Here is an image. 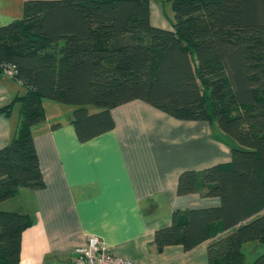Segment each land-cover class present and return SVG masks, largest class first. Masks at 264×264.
<instances>
[{"label": "trees", "instance_id": "1", "mask_svg": "<svg viewBox=\"0 0 264 264\" xmlns=\"http://www.w3.org/2000/svg\"><path fill=\"white\" fill-rule=\"evenodd\" d=\"M171 29L150 21L149 0H28L0 25V73L24 93L0 147V203L44 185L32 126L44 100L73 106L81 141L113 128L111 110L133 100L179 120L207 121L231 143L230 159L184 170L176 193L219 204L173 211L154 233L157 251L209 241L208 264H244L242 246L264 245V0H171ZM94 107L95 111L89 108ZM27 213L0 209V264H21ZM250 264H264V251Z\"/></svg>", "mask_w": 264, "mask_h": 264}, {"label": "crops", "instance_id": "2", "mask_svg": "<svg viewBox=\"0 0 264 264\" xmlns=\"http://www.w3.org/2000/svg\"><path fill=\"white\" fill-rule=\"evenodd\" d=\"M25 1L0 0V25L21 17ZM149 5L152 25L171 29L173 13H165L158 0ZM22 93L20 84L0 73V107ZM43 104L46 118L31 130L44 185L22 188L4 201L12 202L6 210L32 220L21 235V264H73L76 248L89 235L135 264H208L209 241L189 250L168 245L159 252L153 238L170 225L173 211L219 204L202 187L176 193L182 171L229 161L232 143L214 124L179 120L133 100L111 110L112 129L81 141L71 122L72 105L49 99ZM18 110L16 102L9 115L0 113V147L15 132ZM256 246L264 251L262 243Z\"/></svg>", "mask_w": 264, "mask_h": 264}, {"label": "built area", "instance_id": "3", "mask_svg": "<svg viewBox=\"0 0 264 264\" xmlns=\"http://www.w3.org/2000/svg\"><path fill=\"white\" fill-rule=\"evenodd\" d=\"M9 75V74H7ZM73 264H135L133 261L116 256L103 240L89 235L84 245L76 248Z\"/></svg>", "mask_w": 264, "mask_h": 264}, {"label": "rangeland", "instance_id": "4", "mask_svg": "<svg viewBox=\"0 0 264 264\" xmlns=\"http://www.w3.org/2000/svg\"><path fill=\"white\" fill-rule=\"evenodd\" d=\"M158 1H161L163 3L164 10H165L164 12L171 15L172 14L171 0H158ZM66 105H68V104H66ZM15 109H18V105L15 106ZM89 110L95 111L96 109L94 107H90ZM216 130L219 131L218 129H216ZM224 139L228 140L226 137H224ZM11 201H14V200H11ZM10 203H12V202H4V201L1 202L0 203V209L6 210V208H11L10 206H8ZM251 243H252V241H251ZM256 244H257V242H256ZM256 244H250V242H245L243 244L244 245L243 249L245 252L244 264H250L254 260L255 257H257L258 255L263 253V251H259V249H257ZM262 247L264 248V246H262Z\"/></svg>", "mask_w": 264, "mask_h": 264}]
</instances>
